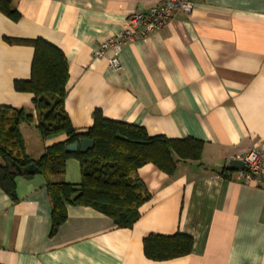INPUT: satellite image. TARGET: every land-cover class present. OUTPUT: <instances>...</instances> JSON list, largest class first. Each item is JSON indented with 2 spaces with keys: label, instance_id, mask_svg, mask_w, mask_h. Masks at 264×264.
I'll list each match as a JSON object with an SVG mask.
<instances>
[{
  "label": "crops",
  "instance_id": "0c3cea01",
  "mask_svg": "<svg viewBox=\"0 0 264 264\" xmlns=\"http://www.w3.org/2000/svg\"><path fill=\"white\" fill-rule=\"evenodd\" d=\"M154 0H12L13 22L0 13V106L34 114L28 81L33 48L5 39H42L68 66L64 110L76 134L99 111L151 136L203 143L199 161H181L172 177L147 164L137 171L150 194L130 228L89 207L66 208L50 236L51 204L40 174L15 179L16 201L0 190V264H264V190L226 169L253 148L264 150V0H191L160 32L122 46L121 70L108 65L130 14ZM19 131L25 154L38 160L65 135L42 139L35 122ZM55 181L77 185L80 165L66 162ZM193 240L185 257L154 262L143 254L149 235Z\"/></svg>",
  "mask_w": 264,
  "mask_h": 264
},
{
  "label": "trees",
  "instance_id": "16d2710c",
  "mask_svg": "<svg viewBox=\"0 0 264 264\" xmlns=\"http://www.w3.org/2000/svg\"><path fill=\"white\" fill-rule=\"evenodd\" d=\"M11 4L12 0H0V13L17 22L20 14ZM5 41L33 48L30 78L14 82V90L32 95L34 114L0 106V190L16 201L17 177L43 176L51 204L50 236L66 221L67 206L92 208L112 219L118 228H130L138 220L140 208L150 200L137 177L139 168L150 164L172 177L179 162L200 160L201 141L151 137L143 128L108 120L99 111L93 113L87 132L76 134L64 110L68 85L64 54L42 39ZM32 122L42 139L65 135L67 140L46 148L38 160H31L25 154L19 126ZM80 138L91 140L93 147L85 153L66 152V146ZM69 159H76L80 165L77 185L55 181L64 175ZM30 164L36 166L37 173L27 171ZM192 245V238L183 234L149 235L142 242L144 257L154 262L185 257Z\"/></svg>",
  "mask_w": 264,
  "mask_h": 264
},
{
  "label": "built area",
  "instance_id": "2783aa9c",
  "mask_svg": "<svg viewBox=\"0 0 264 264\" xmlns=\"http://www.w3.org/2000/svg\"><path fill=\"white\" fill-rule=\"evenodd\" d=\"M192 10L191 0H154L147 12L130 14L122 32L113 40L101 44L95 56L101 57L106 50L111 49L113 54L108 65L111 69L120 71L118 54L122 46L160 32L176 12L189 15ZM238 160L242 162V170L237 172V180L246 185L255 184L264 190V150L253 148Z\"/></svg>",
  "mask_w": 264,
  "mask_h": 264
},
{
  "label": "water",
  "instance_id": "95a60500",
  "mask_svg": "<svg viewBox=\"0 0 264 264\" xmlns=\"http://www.w3.org/2000/svg\"><path fill=\"white\" fill-rule=\"evenodd\" d=\"M93 147V142L87 138H80L78 141L66 146L65 150L68 153H85ZM226 169L229 171L239 172L242 170V162L239 160H230L227 163ZM27 171L30 173H37L38 169L34 164H30L27 167Z\"/></svg>",
  "mask_w": 264,
  "mask_h": 264
}]
</instances>
